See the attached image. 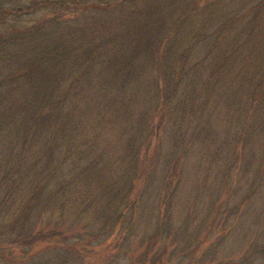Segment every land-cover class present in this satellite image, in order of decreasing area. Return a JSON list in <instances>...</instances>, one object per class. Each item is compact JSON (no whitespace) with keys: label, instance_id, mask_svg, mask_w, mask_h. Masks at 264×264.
<instances>
[{"label":"trees","instance_id":"obj_1","mask_svg":"<svg viewBox=\"0 0 264 264\" xmlns=\"http://www.w3.org/2000/svg\"><path fill=\"white\" fill-rule=\"evenodd\" d=\"M201 10L189 0H0L1 249L87 264L114 235L128 239L141 196L157 191L143 206L158 210L150 252L193 143L217 180L231 146L237 157L264 139V0L199 27ZM249 155L248 168L258 163ZM257 251L264 240L246 257Z\"/></svg>","mask_w":264,"mask_h":264},{"label":"rangeland","instance_id":"obj_2","mask_svg":"<svg viewBox=\"0 0 264 264\" xmlns=\"http://www.w3.org/2000/svg\"><path fill=\"white\" fill-rule=\"evenodd\" d=\"M2 1L13 3L18 0ZM189 1L196 2L200 9L202 8L201 11L194 13L195 26L200 27L206 26L204 22L205 20L208 22L210 18L207 19L206 16L213 15L212 19H215L222 12H236L237 9L247 7L254 0H215L212 3V0ZM196 52L197 49L194 55L198 56ZM232 147L227 151L224 163L219 164V175L216 180L214 179L216 168L212 167L214 172H208L209 160L202 157L198 152L199 145L193 143L187 159L181 161V183L173 198V209L171 208V218L169 217L171 220L162 227L163 240H158L152 251L145 250L154 230L151 221L155 223L157 218L154 214L158 210L153 211L151 208V213L148 215L146 214L148 209L146 208L144 212L143 206L155 203L159 199L157 191H148L141 196V207L137 212L135 225L133 229L129 228L126 231L129 235L128 239L118 242L119 239L114 235L103 247H97V252L85 254V262L109 264L117 255V259L124 264H131V261L139 260L141 256L143 260L137 261L138 264H264V255H259L261 254L259 251L250 258L246 257L249 248L253 245L259 246L264 240V139L255 140L254 136L246 148L242 149V154L237 157H234ZM251 150L257 151L258 163L254 162L248 168L246 162ZM197 163H200L199 167H201V170L197 171L199 175L196 172L199 167L194 168ZM163 170L164 166L160 165L157 169L155 186L156 183L163 181ZM193 178L197 184L191 189ZM151 192L153 194H149ZM203 195L209 198L206 207L200 202ZM185 197H188L190 203L184 209L181 206L183 212L179 215L177 213L180 212L179 205L185 202ZM219 201H221L220 215L223 217H220L221 221L212 229L213 212ZM196 214L198 217L195 219ZM184 216H187V219ZM41 221L40 227L47 230L49 227L45 226L49 222L43 218ZM92 232L91 229L87 234L89 238ZM143 239L145 241L142 244ZM35 250L30 253L33 251L35 253ZM9 252L0 248V264H40L39 260H46L50 254L47 251L46 255L35 257L34 261L26 258L28 254L20 247L14 249L12 254ZM137 263L133 262V264Z\"/></svg>","mask_w":264,"mask_h":264}]
</instances>
